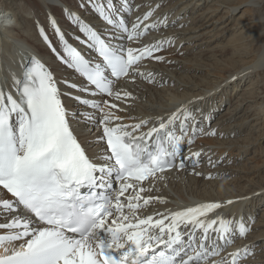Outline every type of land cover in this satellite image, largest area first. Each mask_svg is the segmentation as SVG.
Returning <instances> with one entry per match:
<instances>
[{"label":"snow or ice","instance_id":"1","mask_svg":"<svg viewBox=\"0 0 264 264\" xmlns=\"http://www.w3.org/2000/svg\"><path fill=\"white\" fill-rule=\"evenodd\" d=\"M142 7L48 0L45 22L35 23L63 71L39 52L19 53L21 71L0 81V264H245L252 254L251 245L228 251L250 231L220 215L234 200L143 214L162 199L144 193L168 172L203 175L205 154L193 147L219 133L203 96L155 120L120 115L137 98L129 85L164 86L147 67L175 46L148 37L178 21L157 16L159 3Z\"/></svg>","mask_w":264,"mask_h":264},{"label":"bare ground","instance_id":"2","mask_svg":"<svg viewBox=\"0 0 264 264\" xmlns=\"http://www.w3.org/2000/svg\"><path fill=\"white\" fill-rule=\"evenodd\" d=\"M209 1L135 0L143 5L141 12L159 3L161 8L157 10V16L167 15L170 23L178 21L176 26L164 31L151 32L149 41L175 38V48H168L167 54L178 52L182 45L185 48L179 54H187L190 59L183 58L185 62L175 61L169 65L170 59L166 58L164 62L153 61L149 64L147 70L156 72L158 79L162 77L166 83L163 87L147 82L129 85V90L137 98L130 106L121 103L120 107H126L127 112L120 115L125 116V122H131L129 117L155 120L161 115L171 114L197 97L207 98L205 110L209 107L212 109L214 119L211 128L219 134L215 137L202 136L207 138L203 140L206 139L212 148L196 144L193 147V150H203L205 154L204 162L197 169L203 175H193L190 168L167 173L164 179L151 186L150 192L144 193L162 199L150 204L143 214L182 210L204 202L226 203L234 200L235 203L219 210L220 215L235 222L241 220L242 209L247 206L251 211L247 214L250 231L243 238L237 236L228 246V251L251 245L253 252L245 264H264V208L259 218L256 214L264 203V175L261 173L258 178L255 177L256 172H264V159L259 164L262 167L248 172L244 167H235L234 164L242 163L240 159L229 161L222 158L225 152L241 156L253 150L264 156V0L244 1L243 4H247L253 12L251 17L244 13L235 16L239 5L228 3L232 0H224L225 7L212 4L214 0ZM69 3L74 6V0H69ZM52 11L60 18L63 27L71 29L58 8ZM47 12L48 0H0V81L9 75V69L17 73L21 71L19 53L27 55L39 52L54 70L63 71L54 63V58L44 48L38 35L35 21L44 23ZM179 24L184 27H179ZM219 37L221 43L217 41ZM230 46L232 53L225 55ZM202 60L213 66L223 65L225 73L231 70V74L211 78L210 73L199 65ZM191 68L192 74L186 73ZM234 76L235 80L232 79ZM241 83L246 86L244 98L227 99L228 95L223 92L229 86L236 87ZM218 99H221L220 105L215 103ZM226 103L229 105L224 107ZM218 148L220 151H217ZM208 156L213 161L221 160L223 163L211 167ZM209 174L215 178H205ZM144 184L148 186V182ZM242 197L249 199H239ZM212 218L216 217L209 214V219Z\"/></svg>","mask_w":264,"mask_h":264},{"label":"rangeland","instance_id":"3","mask_svg":"<svg viewBox=\"0 0 264 264\" xmlns=\"http://www.w3.org/2000/svg\"><path fill=\"white\" fill-rule=\"evenodd\" d=\"M211 1L212 0H210L209 2H211ZM244 1L245 0H232L231 2H228V3H231V4L237 3V5H239V8H238L237 12L235 13V16H237L238 14L240 15L242 13H244L247 16H250V17L252 16L253 12L251 11L250 7L247 6V4H243ZM207 3H208V0H207ZM211 3L212 4L215 3L216 5H221L222 7H225L226 6V4H224V0H214ZM223 31L224 30H221V32H223ZM218 35H219V33H218ZM217 41L219 43H221L222 42V39H220V37H219ZM173 48H175V47L173 46V47H171L169 49H173ZM184 48H185V46H183L181 49H184ZM181 49H179L178 52H173V54H171V55H168L167 54L168 49L166 51L162 52L161 54L165 57V59L166 58L170 59L169 60L170 62L168 63L169 65L172 64V63H174L175 61H180L182 63L185 60L183 58H187L188 55L187 54H179L181 52ZM231 53H232V46H230V47L227 48V52L225 53V55H228L229 56ZM187 59H190V58H187ZM229 60H230V58H229ZM202 61L203 62L202 63H199V65H201L203 68H205V72L206 73H210V75H211L210 77L211 78L212 77L213 78H217V77L218 78H223V77H225V75H230L231 74V70L228 73H225V70H224V66L223 65L213 66V64L212 63L210 64V62H208V61H205V60H202ZM243 61H245V60H243ZM247 61H249V60H246V62ZM218 67H223V68L222 69H218ZM191 70H192V68L189 69L188 71H186V73L192 74ZM245 89H246V86L244 85V83H241L240 85L237 84L236 87H234L233 85H231V86H229V88L227 90H225L223 92V94L228 95L227 96V99H229L231 97V101H232V99L244 98L243 97V94L245 92ZM220 100L221 99H218V101L216 100L215 103L217 102V104H219V103L221 104V101ZM231 101L229 103H231ZM228 105L229 104L226 103V104H224V107H227ZM205 107H207V106H205ZM218 113H219V111H218ZM125 121H127V120L125 119ZM210 127H211V125H210ZM203 138H206V137H200L197 140L196 145L197 146H200V147L203 146L204 148H207V147L212 148V147L208 146V142L205 141L207 138L205 140H203ZM213 146H215V145H213ZM217 151H220V148H218ZM226 153L227 152H225L222 155V158H225L224 160H229L230 161V160H233V159L234 160L240 159V161L242 162V163L239 162V164H234L235 167H244L245 169L248 170V172L255 171V170L259 169L260 167H262V165L259 166V164L262 163V161L264 159V156L261 157V154L259 155V153H260L259 151L255 152L253 150V151H251L249 153H246L244 155H241V156L240 155L239 156L238 155H235L234 156V154H228V153L226 154ZM218 156H219V154L216 157H218ZM257 165H258V167H256ZM263 166H264V164H263ZM261 173L264 175V172L258 171V172H256L255 177L258 178ZM262 177H264V176H262ZM263 208H264V203L261 204V207L256 212L258 218L260 217V215H261V213L263 211L261 209H263ZM248 212L250 213L251 211L247 208V206H244V208L242 209L241 219H243V221L246 223V225H250L247 222V219H248L247 214H248ZM255 217H256V215L253 214V218H255ZM260 242L261 241H259L257 243H260ZM255 246H257V245H255Z\"/></svg>","mask_w":264,"mask_h":264}]
</instances>
